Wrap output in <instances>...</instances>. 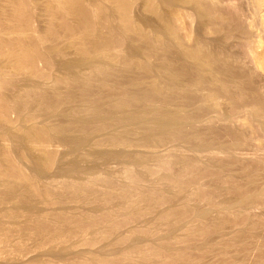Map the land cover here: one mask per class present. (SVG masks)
<instances>
[{
    "label": "rangeland",
    "instance_id": "rangeland-1",
    "mask_svg": "<svg viewBox=\"0 0 264 264\" xmlns=\"http://www.w3.org/2000/svg\"><path fill=\"white\" fill-rule=\"evenodd\" d=\"M95 1L96 0H94L93 4H95L96 7H98L99 4L103 3L102 8L101 7H99V8L102 9L105 14L100 12V10L98 8L99 13L98 12L97 13L99 15L101 14V16H103V17H101L99 15H97L95 17L98 21L95 19L94 24H97V25L100 24V25H99V27L97 25H96V27H95V25H93V29L95 27V31H93V33L96 32L97 34L100 33V35H101L102 34L101 32H103L102 35H104L105 34L104 32H106L107 28H109V27L106 28V25L108 26V24H109V26H111V28L113 30L117 31L118 33H116L115 31H112V29H111V32L108 31L109 29L107 30V33L111 34L112 32H114L115 34L112 33L110 35V34L106 33L105 38L113 37V39L109 38L110 41H112L116 38L114 40L113 44H109L110 47H107V49H110L109 51L106 50L104 52L103 51H100L99 53L96 52V53H94V55L90 53L91 55H93L92 57L90 54H88L85 57H83L79 54V57L81 59L83 57L84 60L86 61V62L84 61L85 64L87 62H89L90 59H93V64H91L92 67H90L91 65L87 66V67L85 65V67H83L84 68V69H82L83 74L81 73L83 76H81L80 70L75 69V70L71 71L74 76H75V74L78 76L80 74V77L83 80V82H82L83 84L81 83L79 87L75 86L74 90H73V86L70 87V85L65 84V87H62L64 85L61 84V86H60V90L62 91L61 96H62L63 101H65V102H62L61 108L65 114H66V112L69 114V115L68 114H66V115L68 118L69 117L70 118L68 119L66 117V120H65L64 119L65 114L62 113L63 115L60 116V119L57 117L58 119L56 118V120H54V121L52 120L51 123L57 122L59 120V122H57L59 124V127H58V125H56L55 127L60 129L62 127L69 126V124H70L69 122H71L70 125H71L72 130L70 132H68L69 134L66 133V134L62 135L63 141H62V145L59 148V151H60L59 153H62L64 155L60 154L59 155L60 157L59 156L58 157L61 158L63 156L64 159L61 158V159H63V160L60 159L61 161H59V159H57V162H58V163L56 162L57 165L55 164L56 166L55 167L53 166V169L51 168L52 170L48 171L49 174H47L44 177H41L40 179L38 178L40 180L39 184L41 183L40 184L41 186H43L44 183H50L51 182V184H53L54 186H56V187L58 186L57 190H59V188H60V190H62L63 187L61 185H62L63 181H66V184H67L69 182H72V180L74 179L75 174L72 171L70 172V168H69L70 164H75V163L79 164L80 163L81 168L76 170V172H75L76 176L87 179V178L91 177V175L95 174L96 181L101 182V183L104 182L103 184L95 182V184L99 185L97 188L99 194H97V191H96V196L98 198L96 196H94V197L92 196V197H90L91 199L89 198L83 202L82 201H75L74 199L71 200L72 194L68 193L69 195H71V196L68 195L69 196L68 198H70V197L71 198L69 200H67V203H65L66 204L65 206L67 207L66 209H68L67 211H69V213L72 211V213H70L71 215L75 214V213L78 214L77 216H78V218L79 217L81 218L80 221H82L83 224H86V222L88 223V219H94L93 216L96 219L99 218L98 223L102 227H99V225H97V226L93 227V231L90 228L91 231L89 229V231L88 230L85 231L84 234L77 233L78 235L76 236V234H75L73 239H71V238L67 239V240L71 239L70 241H68L70 243H67V244L69 246H72V245H74L73 243H75L77 241L78 242V243H76L77 245H74L72 247L74 249H72V250H78V252H79V250L82 249L80 252L83 253L85 250L89 251L90 249H87L89 247V246H87L88 244H85V245L82 244V243H85V242H81L82 238L85 239L87 237V241H88V239H91L93 236L94 237L96 236L97 237L96 245L91 246V248L93 247L92 249H95V250L101 249V247H104L103 245L107 246L109 243H111V241L114 240L113 236H115L116 233H114L115 231L112 233H107V231L110 232V230H108V228H106L107 224H108L109 229H112V226L110 227L109 226L110 224L107 223V221H105L103 218L104 212L107 209L108 210L111 209V208H109L110 206H108L109 203L106 204V202L107 201L109 202L112 199H114L113 202L111 201L112 205H113L112 210L115 209L114 211L117 213V215L119 213L121 214V215L119 214L117 216L116 213H114V215L117 216L116 218L114 217L115 221H117V222H119V221L122 222L123 221L122 218L127 217L128 215L126 213H127V211H130V210L127 209L128 207L126 205H125L126 210L124 207L122 208L123 201L125 204H127L126 203L127 201L125 202V200H123V198L119 194L120 193L119 189L114 190V189H110V188L114 187L115 185H113V184H115V183H116L117 187H119V185L120 186L121 185L124 186L125 184L128 185L129 183L134 186L133 183H135L136 180L134 179L135 181H133L134 177L131 174H135V173H136L135 175L141 174L142 177H140L141 176L140 175L139 179H138L139 181L138 180H137L138 182L136 181V183L139 184V185L135 184V185H138V187H136V188H138V190L135 191L131 200H133L135 202H137V201L139 202V200L146 198V197H144L145 196L144 194L149 192L148 191L149 189H154L156 191L158 189L159 190L161 189L160 192L164 193V195H166L165 193H167V195L165 196L166 198L168 197V195H170V197H168L164 202H162V203L160 202V204L156 201L151 202L153 208L151 207V204L148 205L149 207L148 206L146 207V204H148V202H149L147 199L148 198V195H147L148 193H147L146 194L147 200L143 199L145 202V205H144V202L142 204V202H141L142 200L139 203V205L140 204L143 205V208H142V206H140L141 209L143 211H147V213L146 212L143 213L144 214L143 217H145V218L141 217L142 220L140 219L141 220L140 221L139 218L137 219L136 217L133 219V216L131 215L132 216L131 217L132 221L130 220L131 223L127 222L129 225L126 223V225H124V227L123 226L121 227L122 229H120L121 230L120 232H122V233H126V231H127V233L129 234V231L131 233L132 231H134V228H135V230L136 229L138 230V228H137L138 226H139V228H142L140 226H143L144 228H145V226L146 227L147 226L148 227L154 226L153 228H155L158 226L159 222H157L158 224L156 223V225H157L156 226L154 224L155 223L154 221L157 219V217H159L160 214H162L163 212H166V211H170V209L172 211L173 208H176L177 210H179L181 208H178V207H180L181 204H182L181 207L183 206V204L185 206H187V208L190 207L191 211L193 208V211L191 213L189 212V214H187V215L183 214V215L187 216V217H185L186 219H184V216L181 215V218H183V219H181V221H182L181 224H180L181 221L176 223L178 221V216L181 213L180 212H178V213L174 212V214L176 213L178 215V216L174 215V218L177 216L176 221L173 218L174 222L177 225H179L177 230L179 228L183 229V232L181 229H179L181 231L179 232V230H178L177 234L180 235L179 233L182 232V233H184L183 236L186 235V237L188 235L187 230H189L187 227L189 225L187 223H189L190 220H191L190 223H192V224L196 222L195 223L196 226H197V223H198V226H200L199 224H201V221L204 224L206 221L207 222L210 221L212 223H214L213 221H215L216 219H217L216 221H219V219L224 217L225 214H227L225 216L229 215L227 213V211L224 209L225 205H227V204H233V208L231 210H229L228 212H232V213L234 212L235 214H237L238 212L239 213L242 212L243 215H246V213H247L246 216L248 217V215H249L250 220H251V218H252V220H253V218L254 219L256 218L255 219L256 221H258V219H261L264 216V209H263L264 208V202H263L264 201V199H263L264 195L262 196V194H264V180H263L264 179V165H263L264 164V140H263V138L260 137V135L264 137V133L262 132L263 129L261 127H259V122H260L259 120L261 119V116L263 118V114H264V110H263L264 109V71L261 70V68H259V67L257 68V66L255 65V63H256L255 60L253 61V59H255V58L254 57L252 58L251 55L256 53L255 51H258L257 53L262 52L263 48L258 46V44L256 47V42L258 40L256 41L255 39H251V36L254 35L255 38L257 39L256 36L262 32L260 29L263 30L264 27L262 26V28H261V24L259 22H258L259 24L256 23L257 19H259V17H258V15L256 16L253 13L255 9L253 10V5H251V0H244V1L243 0H236V1L235 0H217L220 5H217L218 2L215 0L216 7L213 4V0H200L202 3L199 0H191V1L189 0L190 2L187 0H185V1L179 0L180 2L177 0H153L154 2L152 0H150V1L149 0H131V5L133 6V8L131 7L132 9H130V11H129L131 14L128 13V15L126 16L124 14V12H118V14L123 13V14H120V16L117 14L118 17L116 15V11H117L116 5L117 4H116L115 0H113V2H115V3H113L112 0L111 1L108 0V2H107V0H97L96 1V2L101 1L102 3H95ZM193 1H196V3ZM242 1L244 4L242 3ZM148 2H149V5H148ZM192 2H193V4H192ZM203 2H205L204 4L207 3L208 5H211V3H212L213 7L212 6L211 7L213 9L215 8V11L211 10V12H210V10L208 8H211V7H208V8H206L207 11L210 12V14H208L209 12L207 13V11L205 10V7L207 5H204ZM220 2H223V3L225 2V3L224 4L222 3L223 4L222 5ZM227 2H228L227 5H229V7L226 5ZM232 2L233 3L235 2V3L233 4ZM198 3H201L200 6ZM114 4H116V5H114ZM242 5H245V6H242ZM249 5H251V6H249ZM236 6L239 9H237ZM199 7H200V9H199ZM245 7H246V9H245ZM250 7H252V8H250ZM41 8L42 7H40V9ZM110 8L113 9L112 13H110L112 10ZM221 8H222V11H221ZM240 8L242 9V11L240 10ZM40 9L34 8V13H36L39 10L38 11L39 14H37L38 12L36 13L38 18L40 17V15H43V13H40V11H42V9L41 10ZM233 9L236 10L237 12L236 13L233 12ZM251 9L253 10V12ZM114 10H115V12H114ZM216 10H218V11H216ZM238 10H239V14L241 12L240 15L242 17L239 14H237ZM227 11L229 14H227ZM176 12L178 13L177 14L178 16L175 15ZM204 12H206L208 15ZM250 12L252 14H250ZM113 13H114V15H116L115 17L112 16ZM182 13H184L186 16L183 15ZM224 13H226V14H224ZM109 14H111V15H109ZM188 14H190V15H188ZM236 14L238 16H240L242 19L243 18L244 19L242 20L239 17L237 18ZM36 15H34L35 17H34L33 23H34L36 29H41L44 27V22H46L45 19H44V22H42L43 21L42 19L45 18V16H43V17L41 16L42 19L41 18L36 19V17H37ZM122 15H125V19H124V17H122ZM130 15H131V17H130ZM212 15H214L215 17ZM224 15L225 16L228 15V16H226V18H225ZM201 16H203V17H201ZM221 16H222V18H221ZM245 16H247V17H245ZM250 16H251V18H250ZM106 17H109V18H106ZM171 17H173V18L175 17V18L173 19ZM183 17H184V19H183ZM213 17L217 20H214ZM230 17H231V19H230ZM102 18H103V20H102ZM121 18H123L125 21ZM128 18H129V20H128ZM141 18H142V20H141ZM245 18H246V20H245ZM109 19H112V20L109 21ZM190 19H191V21H190ZM228 19H230V20H228ZM232 19H234L236 22ZM247 19H248V21H247ZM249 19H251L252 21ZM171 20L173 22H171ZM188 20L191 23L188 22ZM225 20H227V21H225ZM100 21H101V23H100ZM179 21H180V23H179ZM249 21H250V23H249ZM109 22H111V23H109ZM177 22H178V24H177ZM251 22H252V25H254V28L252 25L249 27ZM106 23H108V24H106ZM168 23H171V25H173V27H170L171 25ZM39 24L43 25V27L40 28L39 26H41V25H39ZM166 24H168V26ZM247 24H249V25H247ZM257 25H258V27H257ZM259 25H260V28H259ZM101 26H103L105 28H103ZM244 26H245V28H244ZM97 27H98V29H96ZM129 27H131V28H129ZM169 27L171 30H169ZM215 27H217L218 30ZM99 28H101V29H99ZM173 28H177V30H178L177 31L178 36L176 37V39H175L176 29L174 30ZM182 28H184V29H182ZM248 28L249 29L250 28L251 29L256 28L255 29L256 32L255 31H253V32L255 34L257 33V35H255V34L251 35L253 32L251 29L248 30ZM258 28L260 30V33H258L259 32L257 30ZM103 29L104 30L106 29V30L104 31ZM232 29H234V30H232ZM98 30H100V31H98ZM249 31L251 32V34H249L250 33ZM173 32H175V34H173ZM237 32H239V33H237ZM247 34H249L248 37H247ZM263 34H264V32H262V36H261V34L258 36V39L263 37L264 36ZM186 35H188L190 38ZM244 35H246V36H244ZM245 37H246V39H245ZM244 39L245 40L249 39L250 42H248V40L245 41ZM262 39H264V37ZM66 40L67 39H63V41H60L57 43L61 48L67 47L68 50L70 49L68 52H70L71 56L68 53L69 58H67L65 60L80 59L78 57V52H76L77 50H75L73 48H72L73 50H71V47H68L69 45L67 44V43L70 44V42L69 41L67 42ZM251 40H253V43L251 42ZM254 41H256V42L254 43ZM167 42L169 43V45ZM241 43H243L244 47H241V46H243ZM250 43H252L253 46H255L257 49L259 47L260 52H259V49L257 50L256 48H255L256 50L255 49L252 50L253 46L251 45L252 46L251 47ZM50 44L51 43H49L47 45H50ZM248 46L251 47L252 49L249 48ZM194 47H196L197 49L196 48L194 49ZM187 48H189V49H187ZM192 48L194 50H197L194 57H192L193 54H191L192 55L191 56L189 53V52H191V50H193ZM186 50H187V52H186ZM249 50L250 51L252 50L251 51L252 54ZM198 51L200 52V54ZM201 51H203V52H201ZM197 52L199 55L197 54ZM244 52H245V54H244ZM246 52H248L249 54H246ZM125 53H127V54H125ZM114 54H116V55H114ZM118 54H120V55H118ZM187 54L190 56H187ZM254 55H256V54H254ZM66 56H65V58H66ZM206 58H208L209 60H207ZM59 59H62V58H57V59L55 58V62L57 61L56 63H58L59 65L54 63V65L56 64L57 66L54 67V70H53L54 72L56 71L57 73L56 72L54 73L53 71H52V73L54 75H56L57 77H59L60 74H61V76L64 74H66V76H67V74H72L71 72L69 73L64 68L60 67V63L62 64V62H60L61 60H59ZM87 59H88V61H87ZM95 60H96V62H95ZM63 61H64V59H63ZM91 61L89 63H92ZM101 62H104L105 65H103L104 63H101ZM228 62H229V64H228ZM89 63H88V65H89ZM99 64H101V65H99ZM95 66H97V67H95ZM106 66H108V67H106ZM98 67H99V69H98ZM100 67H102L103 69ZM92 68L95 70V72H97V70H98V72L95 73V72H93V70L91 71L90 69H92ZM204 68H206V69H204ZM57 69L58 70L60 69V70L58 71ZM134 69H136V70H134ZM225 69H227V70H225ZM229 69H232L233 71H231V70L229 71ZM60 71H62V72H60ZM225 71H227V72H225ZM243 71H244V73H243ZM58 73H60V74H58ZM92 73H94V77L96 78L95 80H92V79H94ZM232 73L234 76L232 75ZM88 74H91L92 76L91 75L89 76ZM87 75L89 77H87ZM222 76H224V77H222ZM86 77L89 79L88 82H87ZM223 79H225V80H223ZM230 79H231V81H230ZM245 79H246V81H245ZM227 81L229 82V84ZM92 82H93V84H92ZM52 83H53V81L51 82V84ZM84 83H86V84H84ZM89 83L91 84L92 87L90 86ZM251 83H252V85H251ZM247 84H249V85H247ZM81 85L83 88L81 87ZM83 85H85V87ZM86 85L88 86V88ZM89 88H91L92 91ZM227 88L230 90H228ZM69 89H70V91H69ZM76 89H77V91H76ZM65 90L66 91L68 90V91L66 92ZM223 90L225 93L223 92ZM81 91H85V92H81ZM100 91H102V92H100ZM255 91L258 93H256ZM87 92H89V93H87ZM67 93H68V95H67ZM76 93H78V94H76ZM238 95H239V97H238ZM246 95H247V97H246ZM225 96H226V98H225ZM227 96H229V97H227ZM258 96H260V97H258ZM198 97H199V99H197ZM231 97H233V98L231 99ZM212 100H213V102H212ZM231 100L233 102H231ZM70 101H72V102H70ZM194 101L196 102V104ZM257 101H262V102H257ZM235 102H236V104H235ZM252 103H253V106H255V107L257 106L256 103H258V104L260 103L259 105H261L263 107V109H262L261 106H259V108H261L262 113H263V114L261 113V115H260V113L257 114V116L259 115L258 117H260V119L258 117L256 118V116H255L256 113H254L255 109H253L255 107L252 106ZM261 103H263V104H261ZM232 106H233V108H232ZM242 107H244V108H242ZM231 110H232V113H231ZM241 110H244V111H242V113H240ZM257 110H258V107L255 110V112ZM73 111L75 113H77L75 115L72 113L74 116L71 114V112H73ZM234 111H236V112L234 113ZM258 111H260V110H258ZM70 115H72V116H70ZM228 115H230V116H228ZM247 115H249V116H247ZM61 118H63L65 121H69L72 118H73V120L76 118V120H75V122H72L73 120H70L67 123L68 125L66 126L65 125L66 122H65V124L61 123V122H63L62 121L63 119L61 120ZM15 119H17V118H14V121H15ZM23 120H25V119H22V122L20 119L16 120V122L18 121L17 122L18 124L15 125V123H14V125L16 126L17 129L19 128L20 130H22L21 129L23 126L22 124L26 123V121H27V120H25V122H24ZM254 122L256 124H254ZM27 124H29V122ZM174 125H176V127H174ZM12 126H13V124H12ZM15 126H13V127H15ZM227 126H229V127H227ZM16 128L14 129L15 131L17 130ZM20 130H17L16 133L19 132ZM240 130H241V133H239ZM51 131H54V127L51 128ZM72 131H74V132H72ZM21 133H22V131H21ZM252 134H253V136H252ZM3 139H6L7 141L2 140V138H1L0 144L2 145V147H4V146L6 147L7 145L9 146V144L12 143V139H10L11 141H9V139H7V138H3ZM258 139L260 142L258 141ZM4 141H5V143L3 145V143H1V142H4ZM87 141L91 145L89 144L90 146H86L87 147V149H86V147L83 145V142H84V144H86ZM256 141H258V142H256ZM13 142H14V148H16V149H14V155L17 157L18 156L21 157L26 162V163L24 162L25 165L23 167L25 169V171L27 170L29 172V174L30 173L35 174L36 169L34 168V166H33L34 163L32 164V161L34 162V159L38 160V155H36L35 150H34L36 147V144L28 141L26 138H17V139H14ZM6 143H7V145H5ZM262 144H263V146H260ZM75 148H77V149H75ZM74 149L77 151L75 152ZM65 154L67 157L65 156ZM85 154H87L88 156ZM156 154L158 157L156 156ZM150 156H152V157H150ZM65 158H68V159L66 160ZM159 158L161 160H159ZM64 160H66V161H64ZM188 160L199 161V165H202V166L206 165V167H208L209 172H212V169H213L212 173L214 175L213 176L211 174L212 177L211 176L209 177V172H206L207 174L205 172H203L202 178L200 177L198 179V182L200 185L198 184V182H196L197 180L194 181V183L196 182L195 184H193V183L189 184L192 187L191 186H190V188L188 187V189H187L188 191L187 190H185V191H187V193L189 192V194H191V192H192L193 193V194H191L192 196L187 194V193H184V191H182V190L178 191L177 187L176 188L173 187L174 186L173 183H172L173 186H171V183L170 182H169L170 184L166 183L165 179L160 180V178H162L163 174L164 173L167 174V172H170V173L172 172V174L177 173V175H178L179 172H181V169L183 170V168H184L183 162L185 163ZM142 161H143V163H142ZM181 161H182V163H181ZM159 162L165 163L167 165V167H168V165H169V167L168 168L163 167L165 170L161 169L162 166L160 167ZM245 162H247V163H245ZM257 162L259 163V165ZM158 165L160 168L158 167ZM146 166L148 168L150 167L149 170ZM152 168H153V170H155V168H156V171H157L156 175H155V172L152 173L150 171V169H152ZM204 169H205V167H204ZM206 170H207V168H206ZM55 171H57L58 173ZM67 171L72 173L73 175L71 174V176H70V173H68ZM128 171H130V172H128ZM28 172H27V174H28ZM214 172L218 175L214 174ZM112 173H113V175H112ZM125 173H127V174H125ZM204 173L207 176H204L205 175ZM253 173H255V174H253ZM129 174H130L129 178L132 177L131 181L128 180ZM157 174H159V175H157ZM138 175L136 176L137 178H138ZM221 175H223V176H221ZM98 176H100V177H98ZM158 176H161V177L159 178ZM251 176L253 178H254V176H257V177H255L256 179H250ZM103 177H105V178L108 177V178L105 181V178L103 180ZM226 177L227 178L232 177L230 182H228L229 180L227 181ZM259 177H261L262 179ZM42 178L46 179V180L44 181ZM97 178H99V180H97ZM225 178H226V180H225ZM257 178H259V180ZM55 179H56V182H55ZM100 179L103 181H101ZM112 179H113L114 183H113V181L111 182ZM47 180H48V182H46ZM67 180H69V181H67ZM107 181H108V184H105V183H107ZM109 181L111 184H109ZM256 181L257 182L259 181V182L257 183ZM221 182H223V183H221ZM54 183L57 185H55ZM174 184H175V186H177L176 183H174ZM197 184L199 187L198 186L196 187ZM257 184H258V186H257ZM40 185H39V187H41ZM63 185H65V184H63ZM97 185H95L94 188H96ZM110 185H111V187H109ZM253 185H254L255 189H253ZM200 186L203 188H200ZM242 186H244V187H242ZM130 187H132V186H130ZM142 187H144V188H142ZM245 187H247V188H245ZM195 188H197V189H195ZM239 188L242 191H243V189H245L243 192L241 191L242 194H241ZM249 188H251V189H249ZM258 188H259V190L261 189V192L263 191L261 194H260V191H258ZM63 189H65V188H63ZM236 189L239 193H237ZM198 190H201L204 193L205 192L206 193L208 192V193H207V195H206V193L204 195H200L199 193H201V191L199 192ZM210 190H212V191H210ZM253 190L256 192L254 193ZM109 191L110 192L112 191L111 193H112L113 198L111 200H109L108 197H107L108 200L105 199V197H103L104 195L108 194ZM115 191H117V192H115ZM163 191H165V192H163ZM195 191H196V193H195ZM245 191H246V193H245ZM243 193H245V195H243ZM251 193H253V194H251ZM258 193L261 195V197ZM101 194H103V195H101ZM240 194H241V196H240ZM254 194H255V197H254ZM257 194L259 196H257ZM99 195H100V197H99ZM194 195H198V196L195 197ZM247 195H249V197H247ZM106 196H108V195H106ZM185 196H189V198H187ZM205 196H207V198H209V199L207 200L205 198ZM244 196H245V198H244ZM250 196H252L253 198H256V199H253V201H256L258 199H260V200H258V202L256 201V202L248 205L246 201H248V203L253 202L251 200L249 202L248 198H252ZM199 197H201V198H199ZM118 198H122V199L119 200ZM136 198H139V199H137V201H136ZM213 198H215V199H213ZM243 198L246 201H243ZM212 199H213V202H212ZM115 200H116V202H115ZM117 200L120 202L119 203V205L121 204L120 206L118 205ZM6 201L10 202V201H12V199L10 197H6ZM104 201H105V203H104ZM146 201H148V202H146ZM235 201H238V202H235ZM35 202L37 204V200H35ZM241 202L244 203V205L246 204L247 206L246 205L245 206L247 208L244 207L243 204L241 205ZM154 203H156L157 205ZM215 203H216V205H215ZM236 203L238 204V206ZM256 203H258V204H256ZM21 204H24L23 198L19 194L14 193V207H16V206L22 207ZM235 204H236V206H235ZM221 205L222 206L224 205V207L222 208ZM44 206H45V204L43 205V203L41 204V202H40L37 207L42 209V208H44ZM45 207H46V211L48 209H49V211H51L50 209L52 207L56 210L57 209L60 210L58 205H50L49 208L47 206H45ZM119 207H120V209H124V210H122L123 212L120 209H118ZM238 207L241 210H239ZM53 208H52V210H54ZM145 208H146V210H145ZM147 208L153 209V211L149 209L150 210V212H149V210H147ZM206 209H208V210L211 209L209 211V217H207V219H205L206 221L201 220L200 223H199V220H198V222L195 221L196 220L195 218H197L198 214L201 213L202 211L206 210ZM222 209H224L226 213ZM118 210H119V213L117 212ZM154 210H155V212H154ZM173 210H175V209H173ZM22 211H23V209H21V212ZM26 211L27 210H24L22 212V214L26 213ZM218 211H220V212H218ZM221 211L224 212L225 214L222 213ZM236 211H237V213H236ZM248 211H249V213H248ZM36 213H33V214H36ZM123 213H124V215H123ZM149 213H151V214H149ZM152 213H154V214H152ZM26 214H24V216ZM28 214H29V212H28ZM33 214H29V215H33ZM76 214L74 216H76ZM145 214H147V215H145ZM170 214H171V218H172L173 213H170ZM170 214H169V217H170ZM29 215L28 216L26 215V219H28ZM221 215H222V217H221ZM24 216L22 215L21 217L23 218L24 221H27ZM90 216H92V217L90 218ZM169 217H167V218L170 220L166 219L170 222V223L166 222L168 225L166 223L162 224V222L160 221L161 223L158 227L163 228V230H161V228L157 227L158 229H160V231H163V232H160L159 230H157L161 234H163V233L166 234L170 230L169 229L165 233L166 229H164V228H166V226H163V225H167L168 228H170L169 225L172 224L171 221H173V220ZM193 217L195 220L193 219ZM146 218H147V220H146ZM154 218H156V219L153 221ZM212 219H215V220L212 221ZM19 220H18V222L23 223L22 219H21V221H19ZM187 220H188V222H187ZM184 221L186 222V225H185ZM221 221L216 222V223H218V225L216 224V227L213 226L215 223L212 224L211 226L208 225V227L209 228L213 227L212 229L210 228L211 231L214 230V228H217L215 230H219L220 228L223 229L224 225H219ZM249 221H248V223L250 224ZM152 222H154L153 223L154 225L152 224ZM210 222L208 224H210ZM262 222L264 224V217L262 218V220H259L258 224L259 223L261 224ZM149 223H151V224H149ZM103 224H105V225L103 226ZM182 224H183V226L180 227V225H182ZM226 224H225V230L224 229H223V231L220 230V231H218V233H217V231L214 230L215 232L212 231L213 233L210 234L211 237L209 235V238H208V235H207V237H205L203 239V240H206V242L208 239H210L208 241V242H210L213 240L212 238H214V239L216 238L215 240H217V242H218V244H217L218 246L216 245L218 248L217 247L215 248V249H217V250H215L216 252L214 250H211L210 252L208 251L206 253V255H208V256H205L206 258L204 257L206 262H207V260H209V261H214V259L218 260V258H219L218 256H220L223 253L222 249H221L222 253L218 254V252H217L218 250L220 251L219 247L221 245H219V244L223 245V243L226 242L225 240H227V238H228L229 242H228V240H227V242L229 243V245H230L231 241H233L230 245L231 247L228 246V248H230V250L226 249L227 253L229 251L228 256H232L233 259L235 260L236 264H238L239 261L241 262V264H252L253 261H255V259L258 258V256H256V255L259 254V248L264 244V225L259 224V226H258L259 228H257L258 230H255L256 228H253V230H252L251 226L248 225L247 223H246L247 224L246 226H250V228L244 226L245 229L243 226H241V225H244L245 223L241 224V225L235 224L236 226L233 223H232V225H230V223L227 224L228 226ZM184 225L186 226L185 228H187L186 234L184 232L185 228H183ZM205 225L207 226V224H205ZM229 225H230V227H229ZM198 226L196 228H198ZM226 226H227V228H226ZM103 227L105 229H103ZM192 227L195 229V226H192ZM94 228H96V230ZM150 228H152V227H150ZM189 228L192 231L191 227H189ZM247 228H249V229H247ZM14 230H15L14 231V238L16 239V241L14 239V243H13L14 246H12V247L10 246L8 248V250L6 251V253L4 252L5 254L4 253L0 254V259L2 258L0 260V262L1 261L2 262L8 261L10 259V260H14L13 264H28V262L30 260L29 264H33L35 262V259H37V260L41 259L42 260L43 259L42 256L44 255L45 252L48 255H46V253H45V255L47 257L44 255L43 256L44 259L47 258L45 260H50L51 255L49 254V252L55 250L58 247L59 243H56L53 245L52 243L51 244L49 242L45 243L44 241L40 242V243H42V245H41L39 243V241H41V240L39 238H37L36 236H32L33 234L29 235V236H23V234L20 233V231H18L16 229H14ZM241 230H246L247 232H250V234L248 233L250 236L248 234L247 235L249 237H251L252 239L249 238L248 236L247 237L249 240L245 236L242 237L239 233ZM95 231H97L98 233ZM102 231H103V233H102ZM260 231H261V233H260ZM221 232H223L222 234L224 237L222 236V234H220ZM232 232H235V233H232ZM182 233H181V236H182ZM189 233H190V231H189ZM237 233H239L242 240L244 239L245 241L244 240L242 241L239 236H236V237H239L240 239L235 238V240L236 239L237 240L234 241L233 236L238 235ZM20 234H21V236H19ZM85 234H87V236ZM105 234L107 236H105ZM108 234L109 235L111 234V235L109 236ZM252 234L253 235L256 234V235L253 236ZM79 235H80L81 239L78 238ZM90 235H93V236H91L89 238L88 236H90ZM75 236H76V238H75ZM108 236H109V238H108ZM27 237H29V238L27 239ZM98 237H99V239H98ZM222 237L224 239L225 238L226 239L224 240ZM229 237H230V239H229ZM231 237L233 239H231ZM34 238H37V240H35ZM183 238H184L183 241H185L186 240L185 236ZM221 238H222V240H221ZM78 239H79V241H78ZM218 239L221 242L222 241H224V242L219 243L220 241H218ZM257 239H258V241H257ZM99 240H100V243H99ZM203 240H201L202 244L205 242V241L203 242ZM238 240H241L242 243H245L244 247L246 246L245 248L248 249V250L246 249L247 251L241 247V246H243V244L241 242H239ZM252 240H253V243H252ZM71 241H72V243H71ZM73 241H75V242H73ZM188 241L189 240L185 241L188 243L187 245H185L186 248L188 247V245H189L188 249H194L193 247L196 248V244H194V243L197 241L192 242V244H193V246H191L192 248L190 247L191 244ZM190 241H192V240H190ZM256 241H257V243H255ZM36 242H38V243L36 244ZM79 242H81V243H79ZM185 242H183V243H185ZM125 243L129 246V242L127 243V241H126ZM125 243H123V244L126 245ZM183 243L178 242L175 244H176V246L181 245L182 247H185ZM240 243L242 244L241 246H239ZM260 243H261V246L259 245ZM79 244H81V245H79ZM253 244H256V245L254 246ZM257 244H258V246H257ZM16 245H18V246H16ZM82 246H84V247H82ZM95 246H98V247H95ZM99 246H100V248H99ZM121 246H122V244H121ZM123 247H126V246H123ZM249 247H250V249H249ZM14 248H17V249H14ZM235 248H236V250H235ZM92 249L89 252L92 251L91 253H95V251ZM231 249H232V251H231ZM241 249L243 251H241ZM23 250H25V252ZM19 251H21V252H19ZM86 251L83 253L84 256L87 254ZM213 251L215 252V254ZM235 251H238V252H235ZM74 252H76V251H74ZM89 252L87 255H89ZM91 253H90V255H91ZM242 253H243V255H242ZM53 254H55V253H53ZM216 254H217V256H216ZM245 254H247L248 256ZM10 255H12L11 257H13V259L11 257H9ZM37 255L38 256L41 255V256L38 257ZM87 255H86V257H88ZM244 255H245V258H243ZM48 256H50V257H48ZM5 257H7V259H3ZM53 257L51 258V260H54V259L58 260L55 257L53 259ZM22 258H24V259L22 260ZM44 259H43V261H45ZM219 259H221V257ZM245 259H246V261H248V263L245 261ZM51 260L45 261V262H49L51 264L57 263V261H55V260L51 261ZM58 262L61 263V261H59V260H58Z\"/></svg>",
    "mask_w": 264,
    "mask_h": 264
},
{
    "label": "bare ground",
    "instance_id": "bare-ground-1",
    "mask_svg": "<svg viewBox=\"0 0 264 264\" xmlns=\"http://www.w3.org/2000/svg\"><path fill=\"white\" fill-rule=\"evenodd\" d=\"M97 1V0H96ZM95 1V3H102L101 1L100 2H96ZM111 1V0H110ZM109 1V2H110ZM150 1V0H149ZM153 1V0H152ZM177 1H179V0H177ZM176 1V2H177ZM185 1V0H184ZM187 1H189V0H187ZM191 1V0H190ZM189 1V2H190ZM200 1V0H199ZM217 1V0H216ZM236 1V0H235ZM244 1V0H243ZM243 1H242V3H243ZM107 2H108V0H107ZM112 2H113V0H112ZM115 2H116V4H114V5H116V15L118 14V12H124V14L127 16L128 15V13L129 14H131L129 11H130V9H132L133 8V6L131 5V0H115ZM115 2H113V3H115ZM142 2V1H141ZM154 2V1H153ZM180 2V1H179ZM183 2V1H182ZM193 2H195L196 3V1H193ZM193 2H192V4H193ZM201 2V1H200ZM211 2V1H210ZM218 2V1H217ZM241 2V1H240ZM94 3V0H0V140H1V138H2V140H6V139H3V138H7V139H9V141H11L10 139H12V145L11 144H9V146L7 145V143L5 144V145H7L6 147L4 146V147H2V145L0 144V254L1 253H6V251L8 250V248L11 246H14L13 245V243H14V229H16V230H18V231H20V233H22L23 234V236H29V235H32V236H36L37 238H39L41 241H39V243L40 242H42V241H44L45 243L47 242H49L50 244L52 243L53 245L54 244H56V243H59L58 244V247L55 249V250H53V251H50L49 252V254L51 255V257L50 256H48V257H50V260H51V258L54 256L55 258H57L59 261H61V263L60 262H58V260H55L54 259V257H53V259L55 260V261H57V263H52V264H236L235 263V260L233 259V257L232 256H228L229 254V251H228V253L226 252V249H229L230 250V248H228V246H230L231 245V243L233 242V241H231V243H230V245H229V240H228V238H227V240H228V242H227V240H225L223 237V232H221L220 234H222V238L226 241V242H224V241H220L219 239H218V241H220L219 243H223V245L222 244H219V245H221L220 247H219V249H220V251L218 250L217 252H218V254H220V253H222L220 256H218L219 258L221 257V259H219L218 258V260L217 259H214V261H209V260H207V262H206V260H205V256H208V255H206V253L209 251H211V250H217V249H215L218 245V242H217V240H215L214 238H212L211 240L212 241H210V242H208L210 239H208L209 238V235L211 234V233H213L212 231H214L215 229H217V228H214V230H212L211 231V229L213 228V227H208V225L209 226H211L212 224H214L213 226H215L216 227V224L218 225V223H216V222H219V221H221L220 222V224L219 225H224V227H223V229L225 230V224L227 223V224H229L230 223V225H232V223L235 225V224H237V225H241V224H244V225H241V226H245V227H249L250 228V226H251V228H252V230H253V228H256L255 230H258L257 228H259L258 226H259V224H258V222H259V220H262V218L264 217H262L261 219H258V221H256L254 218H253V220H252V218H251V220H250V216L248 215V217L246 216L247 215V213H246V215H243L242 214V212L241 213H237V211H236V213L237 214H235L234 212V214L232 213V212H228L229 210H231L232 208H233V204H227V205H225V210L227 211V213L230 215H228V216H225V215H227V214H225L226 212H225V210L224 209H222L224 212H222V213H224L225 215H224V217H222V215H221V219H219V221H216L215 219H212V221L213 220H215V221H213L214 223H212V222H210V224H208L209 222H207L205 219H207V217H209V211L211 210H208V209H206V210H204V211H202L201 213H199L198 214V216H197V218H195L194 219V217H193V219L195 220V221H197L198 222V220H199V223H200V221L201 220H205L206 222H205V224H207V226L201 221V224H199L200 226H198V223H197V226H198V228H196L197 226L195 225V223H190L191 222V220H190V222L189 223H187L189 226H187L188 227V229L189 230H187V228H185L186 226V222H185V225H184V227L183 228H185V230H184V232H185V234L187 233V231H188V235H187V237H186V235H184L185 236V238H186V240L185 241H187V240H189L188 242L191 244L190 245V247L191 246H193V244H192V242L194 241H197V242H195L194 244H196V248L195 247H193L194 249H188L189 248V245H188V247L186 248V246L185 245H187L188 243L187 242H185V241H183L184 240V236H183V234L184 233H182L183 232V229L182 228H179V229H181L182 230V236H181V233H179L180 235H178L177 234V232H178V230H177V228H178V226L179 225H177L176 223H178V222H180L181 221V219H183V218H181V215L182 216H184V219H186L185 217H187V216H185V215H187V214H189V212L191 213L192 211H193V208H192V211H191V209H190V207L189 208H187V206H185L184 204H183V206L181 207V205H180V207H178V208H181V209H179V210H177L176 208H173V209H175V210H173L172 209V211H171V209H170V211H166V212H163L162 214H160L159 215V217H157V219L156 218H154L153 219V221L155 222H152V224L154 223L155 225H156V223L157 222H159V224H158V226L160 225V223L162 222V224L163 223H168L169 221L168 220H170V219H168L167 217H169V214L170 213H173L172 214V218H171V214H170V217L169 218H171L172 220H173V218H174V215H177L176 213H178V212H180L181 214H179V216H178V221L175 223L174 222V220L176 221L177 219H176V217L174 218V220L173 221H171L172 222V224H170L169 225V227L170 228H168V224L167 225H163V226H166V228H164V229H166V231H165V233L169 230V232L168 233H166V234H161L160 232H163V231H160V229H158V228H161V227H158L157 225V227H155V228H153L154 226H145V228L143 227V226H140V227H142V228H139V226L137 227L138 228V230L136 229L135 230V228H134V231H132L131 233H130V231H129V234L127 233V231H126V233H122V232H120L121 230L120 229H122L121 227L123 226L124 227V225H126V223L127 222H129V223H131L130 222V220L132 221V216H133V219L136 217L137 219L139 218V220L141 219L142 220V218L141 217H143V213L144 212H146L147 213V211H143L142 209H141V207L140 206H142V208H143V205H139V203H140V201L142 202V204H143V202H144V200H147L148 199V201H146V202H148V204H146V207L149 205V204H151V202H158L159 204H160V202L162 203V202H164L168 197H170V195H168V197L166 198L165 196L167 195V193H165L166 195H164V193H162V192H160V190L158 191H156V190H154V189H149L148 191L149 192H147V193H145L144 195V197H146L147 198V196H146V194L148 195V198L146 199V198H143V199H141V200H139V202L137 201V199H139V198H136V201L137 202H135V201H133V200H131V198H132V196H133V194L135 193V191L136 190H138V188H136V187H138V183H136V181L139 179V176L141 175H138V178L136 177L137 175H135V174H131L134 178H133V181H135V183H133L134 184V186L133 185H131L130 183L128 184V185H124V186H120L119 185V187H117V185H116V183L115 184H113V185H115L114 187H111V185L109 186V187H111L110 189H119V191H120V195H121V197L123 198V200H125V202L127 203V204H125L124 203V201H123V205H122V208L124 207L125 208V205L128 207L127 209H129L130 211H127V217H123L122 218V222H120L119 220V222H117V221H115V219H114V217L116 218L120 213H119V210L117 211L119 214L117 215V213L114 211V210H112V208H113V205H112V202H113V200L114 199H112L113 197H112V191L110 192L109 191V193L108 194H106V195H108V196H106V195H104L103 197H105V199H107V197L109 198V200H111V201H107L106 202V204L107 203H109V205L108 206H110L109 208H111V209H107L105 212H104V214H103V218H104V220L105 221H107V223H109L110 225V227L112 226V229H109V227H108V224H107V227L106 228H108V230H110V232H108L107 231V233H112V232H114V233H116V235L115 236H113V238H114V240L113 241H111V243H109L107 246H105V245H103L104 247H101V249H92L91 248V246H94V245H96V241H97V237L95 236H93V235H90V236H88L89 238L91 237V236H93L91 239H88V241H87V234H85L84 236L86 237L85 239H81V237H80V235H79V237L78 238H80L81 239V242H85V243H82V244H88L87 246H89L87 249H92V250H94L95 251V253H91V252H89V251H86V253L88 254V252H89V255H90V253H91V257L89 256V255H87L86 253V255L88 256V257H86V255L84 256L83 255V253L85 252L84 250V252L82 253V252H80L81 250H79V252H78V250H72V249H74V248H72L74 245H77L76 243H78L77 241L75 242V241H73V242H75V243H73L74 245H72V246H69L67 243H70V242H68V241H70L71 239H73V237H74V235L76 234V236L78 235L77 233H82V234H84V232L85 231H89V229L91 228L92 229V231H93V227H95V226H97V225H99V223H98V219H96L94 216H93V218L94 219H88V223L86 222V224H83L82 223V221H80V217L78 218V214H76V216H74L75 214H70V213H72V211L69 213V211H67L68 209H66L67 207L65 206L66 204L65 203H67V200H69L70 198H68L69 196H71V195H69L70 193L72 194V199L71 200H75V201H86L87 199H89L90 197H94V196H96V191H97V194H99L98 193V190H97V188H98V186L99 185H97V184H95V182H97V183H100V184H103L104 182H98V181H96V177H95V174H93V175H91V177H89V178H87V179H84V178H81V177H78V176H76V170L77 169H80L81 168V164L79 163H75V164H70V166H69V168H70V172L72 171L75 175H74V179L72 180V182H69V183H67L66 184V181H63L62 182V187L63 188H65V189H63L62 188V190H60V188H59V190H57V188H58V186L56 187V186H54L53 184H51V182L50 183H44V187L43 186H41L40 184H39V179L41 178V177H44V176H46L47 174H49V172L48 171H50V170H52L53 169V166L55 167L57 164H56V162H57V159H59V161H61V160H63L64 158H63V156L62 155H64V154H62V153H59L60 151H59V148H60V146L62 145V141H63V137H62V135H64V134H66V133H68V132H70L71 130H72V128H71V122H69L70 120H73V118L72 119H70L69 121H65L66 120V117H67V115L66 114H68L67 112H66V114L63 112V110H62V108H61V106H62V102H65V101H63V99H62V96H61V90H60V86H61V84H63L64 86H62V87H65V84L66 85H70V87H72L73 86V90H74V87L76 86V87H79L80 86V84L83 82V80L81 79V77H80V74L82 73V69H84L83 67H85V65H86V67L87 66H90L91 64H93V59H90L89 60V62L91 61L92 63H89V62H87L86 64H85V60H84V58L83 57H85V56H87L88 54H93L94 55V53H96V52H100V51H106V50H110V49H107V47H110V45L109 44H113V42H114V40L116 39L115 37V39L114 40H112V41H110L109 40V38H112L113 39V37H108V38H105L106 37V33H107V30L109 31V32H111V26H109V24L108 23H106V24H108V26L106 25V28L107 27H109V28H107V30H106V32H104L105 34L104 35H102L103 34V32H101L102 34L100 35V33L99 34H97L96 32H94L93 33V31H95V27H96V25L97 24H94L95 22H94V20L96 19L95 17L97 16V15H99L98 13V11L100 10V12H102V13H104L103 12V10L102 9H100L99 7H101L102 8V4H99V6L98 7H96V5L95 4H93ZM105 3V2H104ZM187 3V2H186ZM202 3V2H201ZM201 3H198L199 4V6H200V4ZM205 2H203V4H204ZM221 4L223 3V2H220ZM225 3V2H224ZM223 3V4H224ZM233 3V2H232ZM235 3V2H234ZM233 3V4H234ZM133 4V3H132ZM154 4V3H153ZM191 4V5H192ZM213 4L215 5L216 4V2H215V0H213ZM213 4L211 3V5H208L207 3L206 4H204V5H207L206 7H205V10L207 11V9L206 8H208V7H213ZM222 4V5H223ZM228 4V2L226 3V5ZM244 4V3H243ZM101 5V6H100ZM148 5H149V2H148ZM155 5V4H154ZM188 5V4H187ZM203 5V6H204ZM217 5H220L219 4V2H218V4ZM231 5V4H230ZM238 5V4H237ZM251 5H253V10H254V12H253V10H252V12L257 16L258 15V17H259V19H257V24H261V28H262V26L264 27V0H251ZM251 5H249V6H251ZM113 6V5H112ZM182 6V5H181ZM189 6V5H188ZM228 7H229V5H227ZM234 6V5H233ZM242 6H245V5H242ZM248 6V5H247ZM40 7H42L41 9H42V11H40V13H43V15H40V17L39 18H41L42 19V17L43 16H45V18H43L42 20V22H44V19L46 20V22H44V27H43V25H41V24H39V25H41V26H39L40 28L41 27H43V28H41V29H36V27H35V25H34V15H36V13L39 11H37L36 13H34V8H39L40 9ZM132 7V8H131ZM164 7V6H163ZM172 7V6H171ZM192 7V6H191ZM196 7V6H195ZM208 8L209 10H210V12H211V10L213 11H215V8L213 9V8ZM215 7H216V5H215ZM219 7V6H218ZM226 7V6H225ZM227 7V8H228ZM232 7V6H231ZM235 7V6H234ZM237 7V6H236ZM241 7V6H240ZM98 8H99V10H98ZM105 8V7H104ZM179 8V7H178ZM184 8V7H183ZM198 8V7H197ZM223 8V7H222ZM222 8H221V11H222ZM242 8V7H241ZM240 8V10L242 11V9ZM250 8H252V7H250ZM40 9V10H41ZM110 9H112V8H110ZM176 9V8H175ZM199 9H200V7H199ZM237 9H239L238 7H237ZM244 9V8H243ZM245 9H246V7H245ZM149 10V9H148ZM168 10V9H167ZM174 10V9H173ZM172 10V11H173ZM204 10V9H203ZM36 11V10H35ZM105 11V10H104ZM176 11V10H175ZM191 11V10H190ZM216 11H218V10H216ZM220 11V10H219ZM224 11V10H223ZM230 11V10H229ZM98 12V13H97ZM113 12V9L111 10V12L110 13H112ZM114 12H115V10H114ZM153 12V11H152ZM161 12V11H160ZM178 12V11H177ZM176 12V14L175 15H177L178 13ZM181 12V11H180ZM179 12V13H180ZM184 12V11H183ZM209 11H207V13H208ZM210 12L208 13V14H210ZM233 12H237L236 10H234L233 9ZM188 13V12H187ZM199 13V12H198ZM201 13V12H200ZM204 13H206V12H204ZM206 13V14H207ZM214 13V12H213ZM218 13V12H217ZM216 13V14H217ZM220 13V12H219ZM231 13V12H230ZM247 13V12H246ZM37 14H39V12L37 13ZM105 14V13H104ZM120 14H123V13H120ZM120 14H118L119 16H120ZM148 14V13H147ZM171 14V13H170ZM169 14V15H170ZM181 14V13H180ZM183 15H185L184 13H182ZM207 14V15H208ZM224 14H226V13H224ZM227 14H229L228 13V11H227ZM237 14H239V10H238V13ZM236 14V15H237ZM240 14H241V12H240ZM239 14V15H240ZM243 14V13H242ZM245 14V13H244ZM250 14H252L251 12H250ZM109 15H111V14H109ZM108 15V16H109ZM116 15H114V13L112 14V16H116ZM118 15H117V17H118ZM125 15H122V17H124V19H125ZM138 15V14H137ZM182 15V16H183ZM188 15H190V14H188ZM193 15V14H192ZM202 15V14H201ZM205 15V14H204ZM223 15V14H222ZM235 15V14H234ZM37 16V15H36ZM42 16V17H41ZM99 16H101V14L99 15ZM140 16V15H139ZM178 16V15H177ZM176 16V17H177ZM186 16V15H185ZM184 16V17H185ZM212 16H214V15H212ZM217 16V15H216ZM219 16V15H218ZM225 16V15H224ZM226 16H228V15H226ZM226 16H225V18H226ZM233 16V15H232ZM241 16V15H240ZM240 16H238L237 15V18L239 17V18H241ZM249 16V15H248ZM101 17H103V16H101ZM100 17V18H101ZM130 17H131V15H130ZM153 17V16H152ZM168 17V16H167ZM181 17V16H180ZM179 17V18H180ZM184 17H183V19H184ZM188 17V16H187ZM191 17V16H190ZM189 17V18H190ZM201 17H203V16H201ZM206 17V16H205ZM215 17V16H214ZM213 17V18H214ZM245 17H247V16H245ZM255 17V16H254ZM257 17V18H258ZM38 18V16L36 17V19ZM38 18V19H39ZM99 18V17H98ZM106 18H109V17H106ZM112 18V17H111ZM171 18H173V17H171ZM175 18V17H174ZM173 18V19H174ZM221 18H222V16H221ZM224 18V17H223ZM250 18H251V16H250ZM256 18V17H255ZM40 19V20H41ZM121 19H123V18H121ZM120 19V20H121ZM123 19V20H124ZM127 19V18H126ZM164 19V18H163ZM162 19V20H163ZM168 19V18H167ZM170 19V18H169ZM182 19V20H183ZM188 19V18H187ZM204 19V18H203ZM208 19V18H207ZM212 19V18H211ZM230 19H231V17H230ZM230 19H228V20H230ZM242 19V18H241ZM244 19V18H243ZM242 19V20H243ZM253 19V18H252ZM39 20V21H40ZM97 20V19H96ZM101 20V19H100ZM102 20H103V18H102ZM101 20V21H102ZM105 20V19H104ZM112 19H109V21H111ZM128 20H129V18H128ZM141 20H142V18H141ZM181 20V21H182ZM214 20H217V19H215L214 18ZM232 20H234V19H232ZM240 20V19H239ZM245 20H246V18H245ZM249 20H251V19H249ZM254 20V19H253ZM98 21V20H97ZM101 21H100V23H101ZM106 21V20H105ZM125 21V20H124ZM127 21V20H126ZM153 21V20H152ZM176 21V20H175ZM190 21H191V19H190ZM189 20H188V22H190ZM202 21V20H201ZM212 21V20H211ZM223 21V20H222ZM225 21H227V20H225ZM235 21V20H234ZM247 21H248V19H247ZM252 21V20H251ZM36 22V21H35ZM41 22V23H42ZM113 22V21H112ZM151 22V21H150ZM171 22H173L172 20H171ZM184 22V21H183ZM187 22V21H186ZM187 22V23H188ZM230 22V21H229ZM236 22V21H235ZM243 22V21H242ZM255 22V21H254ZM253 22V23H254ZM259 22V23H258ZM40 23V22H39ZM46 23V24H45ZM103 23V22H102ZM109 23H111V22H109ZM179 23H180V21H179ZM191 23V22H190ZM248 23V22H247ZM249 23H250V21H249ZM104 24V23H103ZM125 24V23H124ZM145 24V23H144ZM165 24V23H164ZM168 24H170L171 25V23H168ZM168 24H166L167 26H168ZM175 24V23H174ZM177 24H178V22H177ZM185 24V23H184ZM225 24V23H224ZM239 24V23H238ZM93 25H95V27H94V29H93ZM99 25L100 24H98L97 26L99 27ZM102 25V24H101ZM111 25V24H110ZM133 25V24H132ZM169 25V26H170ZM190 25V24H189ZM226 25V24H225ZM243 25V24H242ZM247 25H249V24H247ZM252 25V22H251V24L249 25V27ZM104 26V25H103ZM103 26H101V27H103ZM120 26V25H119ZM241 26V25H240ZM253 26V28H254V25H252ZM38 27V28H39ZM98 27L96 28V29H98ZM170 27H173V25H171ZM170 27H169V30H171L170 29ZM183 27V26H182ZM221 27V26H220ZM224 27V26H223ZM231 27V26H230ZM257 27H258V25H257ZM256 27V28H257ZM103 28H105V27H103ZM120 28V27H119ZM124 28V27H123ZM129 28H131V27H129ZM216 29H217V27H215ZM243 28V27H242ZM244 28H245V26H244ZM255 28V29H256ZM259 28H260V25H259ZM259 28L257 29L259 32L258 33H260V30L262 31V32H264L263 30H264V28H263V30L262 29H260L259 30ZM99 29H101V28H99ZM116 29V28H115ZM125 29V28H124ZM174 30L176 29V35H175V39H176V37L178 36V34H177V28H173ZM182 29H184V28H182ZM181 29V30H182ZM186 29V28H185ZM201 29V28H200ZM209 29V28H208ZM251 29V28H250ZM249 28H248V30H250ZM255 29H251L252 30V32L253 31H255L256 32V30ZM104 30V29H103ZM104 30V31H105ZM218 30V29H217ZM232 30H234V29H232ZM98 31H100V30H98ZM97 31V32H98ZM102 31V30H101ZM112 31H115V30H113L112 29ZM184 31V30H183ZM210 31V30H209ZM229 31V30H228ZM116 33H118L117 31H115ZM142 32V31H141ZM146 32V31H145ZM172 32V31H171ZM199 32V31H198ZM219 32V31H218ZM225 32V31H224ZM231 32V31H230ZM250 32V31H249ZM262 32L260 33L261 34V36H262ZM112 33H114V32H112ZM111 33V34H112ZM153 33V32H152ZM187 33V32H186ZM213 33V32H212ZM237 33H239V32H237ZM107 34H110V33H107ZM110 34V35H111ZM115 34V33H114ZM173 34H175V32H173ZM219 34V33H218ZM232 34V33H231ZM249 34H251V32L249 33ZM249 34H247V37H248V35ZM253 34H255L254 32L251 34V35H253ZM259 34V35H260ZM123 35V34H122ZM155 35V34H154ZM190 35V34H189ZM202 35V34H201ZM216 35V34H215ZM242 35V34H241ZM250 35V36H251ZM255 35H257V33L255 34ZM259 35H257L256 37H257V39L255 38V36L253 35V36H251V39H255L256 41H254V43L256 42V47H257V44H258V46H260L261 48H263V51L262 52H260V48L258 47V49H259V52L260 53H257L258 51H255L256 53H254V54H256V55H254V54H252V50H254L256 47L255 46H253V40H251V42L252 43H250V46L252 45L253 46V49L251 48V47H249V48H251L252 50L250 51L251 52V54L253 55H251V57L253 58H255V59H253V61L255 60V65L257 66V68L259 67V68H261V70H263L264 71V39H262L263 37H261L260 39H258V36ZM264 35V34H263ZM108 36V35H107ZM117 36V35H116ZM120 36V35H119ZM149 36V35H148ZM147 36V37H148ZM173 36V35H172ZM186 36H188V35H186ZM231 36V35H230ZM244 36H246V35H244ZM161 37V36H160ZM180 37V36H179ZM183 37V36H182ZM181 37V38H182ZM189 37V36H188ZM193 37V36H192ZM202 37V36H201ZM254 37V38H253ZM118 38V37H117ZM140 38V37H139ZM190 38V37H189ZM231 38V37H230ZM236 38V37H235ZM238 38V37H237ZM243 38V37H242ZM250 38V37H249ZM63 39H67L66 41L68 42H70V44L69 43H67L68 45V47H71V50H73V49H75V50H77L76 52H78V57H79V54L81 55V56H83L82 57V59L80 58V59H74V60H65V59H67V58H69V54H70V52H68L69 50H68V48L66 47V48H61L57 43L58 42H60V41H63ZM107 39V40H106ZM120 39V38H119ZM162 39V38H161ZM245 39H246V37H245ZM244 39V40H245ZM123 40V39H122ZM183 40V39H182ZM235 40V39H234ZM248 40V42H250L249 41V39H247ZM247 40H245V41H247ZM187 41V40H186ZM112 42V43H111ZM121 42V41H120ZM144 42V41H143ZM159 42V41H158ZM173 42V41H172ZM181 42V41H180ZM206 42V41H205ZM208 42V41H207ZM244 42V41H243ZM247 42V43H248ZM49 43H51L50 45H47V44H49ZM116 43V42H115ZM114 43V44H115ZM119 43V42H118ZM122 43V42H121ZM168 43V42H167ZM190 43V42H189ZM64 44V43H63ZM133 44V43H132ZM242 45H243V43H241ZM240 44V45H241ZM249 44V43H248ZM247 44V45H248ZM119 45V44H118ZM168 45H169V43H168ZM216 45V44H215ZM246 45V44H245ZM115 46V45H114ZM148 46V45H147ZM185 46V45H184ZM146 47V46H145ZM241 47H244V45L243 46H241ZM73 48V49H72ZM132 48V47H131ZM140 48V47H139ZM164 48V47H163ZM196 47H194V49H195ZM246 48V47H245ZM187 49H189V48H187ZM193 49V48H192ZM191 50V52H189L190 53V55L191 54H193V56L192 57H194V55L196 54V51L197 50ZM197 49V48H196ZM203 49V48H202ZM257 49V48H256ZM255 49V50H256ZM257 49V50H258ZM114 50V49H113ZM124 50V49H123ZM151 50V49H150ZM156 50V49H155ZM201 50V49H200ZM199 50V51H200ZM245 50V49H244ZM248 50V49H247ZM167 51V50H166ZM198 51V52H199ZM248 51V52H249ZM145 52V51H144ZM186 52H187V50H186ZM198 52H197V54H198ZM201 52H203V51H201ZM206 52V51H205ZM242 52V51H241ZM248 52H246V54H249ZM69 53V54H68ZM75 53V52H74ZM117 53V52H116ZM231 53V52H230ZM90 54V55H91ZM110 54V53H109ZM125 54H127V53H125ZM199 54H200V52H199ZM198 54V55H199ZM243 54V53H242ZM244 54H245V52H244ZM68 57H67V56ZM93 55H91V57L93 56ZM114 55H116V54H114ZM118 55H120V54H118ZM190 55H188L187 54V56H190ZM65 56H66V58H65ZM70 56H71V54H70ZM73 56V55H72ZM96 56V55H95ZM101 56V55H100ZM126 56V55H125ZM143 56V55H142ZM229 56V55H228ZM76 57V56H75ZM77 57V58H78ZM99 57V56H98ZM150 57V56H149ZM186 57V56H185ZM197 57V56H196ZM209 57V56H208ZM235 57V56H234ZM55 58L57 59V58H62V59H59V60H61L60 62H62V64L60 63V67L61 68H64L66 71H68L69 73L71 72V71H73V70H80L81 72H80V74H79V76L78 75H76L75 74V76L73 75V73L72 74H67V76H66V74H64V75H62L61 76V74L60 73H58V74H60V76L59 77H57L56 75H54L53 73H52V71L54 70V67H56L57 65H59L58 63H56L55 62ZM90 58V57H89ZM107 58V57H106ZM116 58V57H115ZM124 58V57H123ZM237 58V57H236ZM63 59H64V61H63ZM113 59V58H112ZM122 59V58H121ZM128 59V58H127ZM198 59V58H197ZM207 60H209L208 58H206ZM226 59V58H225ZM235 59V58H234ZM251 59V58H250ZM192 60V59H191ZM205 60V59H204ZM85 61V62H84ZM87 61H88V59H87ZM121 61V60H120ZM139 61V60H138ZM198 61V60H197ZM225 61V60H224ZM236 61V60H235ZM95 62H96V60H95ZM98 62V61H97ZM122 62V61H121ZM151 62V61H150ZM208 62V61H207ZM215 62V61H214ZM54 63H56L55 65H54ZM88 63H89V65H88ZM101 63H104V62H101ZM128 63V62H127ZM145 63V62H144ZM137 64V63H136ZM199 64V63H198ZM228 64H229V62H228ZM96 65V64H95ZM98 65V64H97ZM99 65H101V64H99ZM103 65H105V63L103 64ZM211 65V64H210ZM94 66V65H93ZM147 66V65H146ZM145 66V67H146ZM150 66V65H149ZM224 66V65H223ZM228 66V65H227ZM59 67V68H60ZM90 67H92V65L90 66ZM95 67H97V66H95ZM106 67H108V66H106ZM111 67V66H110ZM143 67V66H142ZM60 68V69H61ZM94 68V67H93ZM90 69L91 71L93 70V72H95V68L94 69ZM100 68H102V67H100ZM117 68V67H116ZM128 68V67H127ZM137 68V67H136ZM228 68V67H227ZM233 68V67H232ZM56 69V68H55ZM59 69V70H60ZM98 69H99V67H98ZM103 69V68H102ZM101 69V70H102ZM105 69V68H104ZM144 69V68H143ZM204 69H206V68H204ZM211 69V68H210ZM219 69V68H218ZM58 70V69H57ZM58 70V71H59ZM64 70V71H65ZM134 70H136V69H134ZM225 70H227V69H225ZM233 71L232 69H229V71ZM63 71V70H62ZM62 71H60V72H62ZM235 71V70H234ZM54 72V71H53ZM56 72V71H55ZM54 72V73H55ZM88 72V71H87ZM97 72H98V70H97ZM97 72H95V73H97ZM101 72V71H100ZM131 72V71H130ZM140 72V71H139ZM191 72V71H190ZM205 72V71H204ZM211 72V71H210ZM225 72H227V71H225ZM57 73V72H56ZM79 73V72H78ZM77 73V74H78ZM89 73V72H88ZM230 73V72H229ZM243 73H244V71H243ZM247 73V72H246ZM57 74V75H58ZM83 74V73H82ZM81 74V76H83ZM93 74V78L94 79H92V80H95L96 78L94 77V73H92ZM114 74V73H113ZM221 74V73H220ZM263 74V73H262ZM89 76L91 75V74H88ZM87 75V77H89ZM96 75V74H95ZM153 75V74H152ZM226 75V74H225ZM232 75H233V73H232ZM244 75V74H243ZM92 76V75H91ZM129 76V75H128ZM202 76V75H201ZM234 76V75H233ZM237 76V75H236ZM253 76V75H252ZM251 76V77H252ZM85 77V76H84ZM86 77V78H87ZM143 77V76H142ZM222 77H224V76H222ZM226 77V76H225ZM238 77V76H237ZM241 77V76H240ZM239 77V78H240ZM243 77V76H242ZM249 77V76H248ZM250 77V78H251ZM83 78V77H82ZM238 78V79H239ZM255 78V77H254ZM114 79V78H113ZM212 79V78H211ZM86 80V79H85ZM88 78H87V82H88ZM103 80V79H102ZM101 80V81H102ZM216 80V79H215ZM223 80H225V79H223ZM244 80V79H243ZM251 80V79H250ZM53 81V83L51 84V82ZM205 81V80H204ZM211 81V80H210ZM218 81V80H217ZM230 81H231V79H230ZM245 81H246V79H245ZM253 81V80H252ZM86 82V81H85ZM117 82V81H116ZM221 82V81H220ZM228 82V81H227ZM226 82V83H227ZM110 83V82H109ZM237 83V82H236ZM83 84V83H82ZM84 84H86V83H84ZM90 84V83H89ZM92 84H93V82H92ZM96 84V83H95ZM94 84V85H95ZM100 84V83H99ZM176 84V83H175ZM180 84V83H179ZM228 84H229V82H228ZM244 84V83H243ZM88 85V84H87ZM86 85V86H87ZM101 85V84H100ZM99 85V86H100ZM125 85V84H124ZM134 85V84H133ZM223 85V84H222ZM236 85V84H235ZM242 85V84H241ZM247 85H249V84H247ZM251 85H252V83H251ZM84 87H85V85H83ZM89 86V85H88ZM88 86H87V88H88ZM90 86H91V84H90ZM98 86V87H99ZM224 86V85H223ZM81 87H82V85H81ZM92 87V86H91ZM205 87V86H204ZM219 87V86H218ZM226 87V86H225ZM236 87V86H235ZM240 87V86H239ZM238 87V88H239ZM254 87V86H253ZM69 88V87H68ZM83 88V87H82ZM86 88V89H87ZM158 88V87H157ZM160 88V87H159ZM199 88V87H198ZM207 88V87H206ZM255 88V87H254ZM260 88V87H259ZM90 90H91V88H89ZM97 89V88H96ZM228 89V88H227ZM235 89V88H234ZM240 89V88H239ZM80 90V89H79ZM207 90V89H206ZM228 90H230V89H228ZM66 91V90H65ZM68 91V90H67ZM66 91V92H67ZM69 91H70V89H69ZM76 91H77V89H76ZM86 91V90H85ZM85 91H81V92H85ZM92 91V90H91ZM205 91V90H204ZM234 91V90H233ZM238 91V90H237ZM236 91V92H237ZM241 91V90H240ZM239 91V92H240ZM261 91V90H260ZM100 92H102V91H100ZM104 92V91H103ZM179 92V91H178ZM223 92H224V90H223ZM256 92V91H255ZM64 93V92H63ZM69 93V92H68ZM68 93H67V95H68ZM71 93V92H70ZM74 93V92H73ZM87 93H89V92H87ZM86 93V94H87ZM96 93V92H95ZM225 93V92H224ZM256 93H258V92H256ZM76 94H78V93H76ZM80 94V93H79ZM82 94V93H81ZM101 94V93H100ZM170 94V93H169ZM221 94V93H220ZM238 94V93H237ZM236 94V95H237ZM247 94V93H246ZM250 94V93H249ZM83 95V94H82ZM90 95V94H89ZM215 95V94H214ZM225 95V94H224ZM223 95V96H224ZM256 95V94H255ZM262 95V94H261ZM72 96V95H71ZM75 96V95H74ZM77 96V95H76ZM95 96V95H94ZM191 96V95H190ZM243 96V95H242ZM249 96V95H248ZM68 97V96H67ZM66 97V98H67ZM91 97V96H90ZM195 97V96H194ZM207 97V96H206ZM227 97H229V96H227ZM236 97V96H235ZM238 97H239V95H238ZM237 97V98H238ZM241 97V96H240ZM246 97H247V95H246ZM258 97H260V96H258ZM149 98V97H148ZM211 98V97H210ZM220 98V97H219ZM225 98H226V96H225ZM233 97H231V99H232ZM250 98V97H249ZM252 98V97H251ZM262 98V97H261ZM197 99H199V97L197 98ZM228 99V98H227ZM230 99V98H229ZM257 99V98H256ZM72 100V99H71ZM96 100V99H95ZM150 100V99H149ZM219 100V99H218ZM240 100V99H239ZM244 100V99H243ZM205 101V100H204ZM230 101V100H229ZM236 101V100H235ZM246 101V100H245ZM70 102H72V101H70ZM74 102V101H73ZM195 102V101H194ZM212 102H213V100H212ZM218 102V101H217ZM221 102V101H220ZM231 102H233L232 100H231ZM251 102V101H250ZM256 102V101H255ZM257 102H262V101H257ZM193 103V102H192ZM208 103V102H207ZM229 103V102H228ZM195 104H196V102H195ZM219 104V103H218ZM235 104H236V102H235ZM243 104V103H242ZM257 104V106L255 107V106H253V103H252V106L253 107H255V108H253V109H257V107H258V110H260V111H256L255 112V110H254V113H256V118L259 116H257V114H259L260 113V115H261V113H262V110H261V108L263 109V107L261 106V105H259L258 103H256ZM261 104H263V103H261ZM255 105V104H254ZM234 106V105H233ZM233 106H232V108H233ZM259 106H261V108H259ZM216 107V106H215ZM231 107V106H230ZM235 107V106H234ZM231 108V109H232ZM242 108H244V107H242ZM73 109V108H72ZM215 109V108H214ZM252 109V110H253ZM75 110V109H74ZM233 110V109H232ZM232 110H231V113H232ZM264 110V109H263ZM238 111V110H237ZM242 111H244V110H241V112L240 113H242ZM230 112V111H229ZM236 111H234V113H235ZM62 113H64L65 114V120L63 119V118H61V120L63 121V122H61V123H64L65 124V122H66V126L68 125L67 123L69 122L70 124H69V126H67V127H62V128H57V127H55L56 125H58V127H59V124L57 123V122H59V120L57 121V122H52L51 123V121L53 120H56V118L58 117L59 119H60V116L61 115H63ZM77 114V113H75L74 111L73 112H71V114ZM244 113V112H243ZM252 113V112H251ZM72 114V115H73ZM249 114V113H248ZM263 114V113H262ZM69 115V114H68ZM72 115H70V116H72ZM73 115V116H74ZM234 115V114H233ZM245 115V114H244ZM228 116H230V115H228ZM235 116V115H234ZM238 116V115H237ZM241 116V115H240ZM246 116V115H245ZM247 116H249V115H247ZM253 116V115H252ZM17 118V119H20L21 120V122H22V119H25V120H27L26 121V123H24L25 122V120H23L24 122V124H22L23 126H22V130H20L19 128L17 129L16 128V124H18L17 122H16V120L17 119H15V121H14V118ZM63 117V116H62ZM242 117V116H241ZM53 118V119H52ZM55 118V119H54ZM57 118V119H58ZM68 118V117H67ZM70 118V117H69ZM68 118V119H69ZM259 119H260V117H258ZM249 119V118H248ZM251 119V118H250ZM253 119V118H252ZM258 119V120H259ZM75 120H76V118L72 121V122H75ZM257 120V121H258ZM260 121V122H259ZM258 122H259V127H261L263 130H262V132L264 133V114H263V118H262V116H261V119L259 120ZM29 122V124H27ZM256 122V121H255ZM254 122V124H256ZM14 123H15V125H14ZM12 124H13V126H15V127H13L12 126ZM21 124V123H20ZM64 125V126H65ZM258 125V124H257ZM256 125V126H257ZM52 127H54V131H51V128ZM174 127H176V125H174ZM224 127V126H223ZM227 127H229V126H227ZM17 129V130H20L19 132L21 133V131H22V133L20 134L19 132H17L16 133V131L14 130V129ZM255 128V127H254ZM253 128V129H254ZM257 128V127H256ZM227 129V128H226ZM74 130V129H73ZM243 130V129H242ZM249 130V129H248ZM15 131V132H14ZM256 131V130H255ZM261 131V130H260ZM259 131V132H260ZM72 132H74V131H72ZM236 132V131H235ZM238 133V132H237ZM239 133H241V130H240V132ZM261 133V132H260ZM69 134V133H68ZM246 135V134H245ZM255 135V134H254ZM260 135V134H259ZM263 135V134H262ZM252 136H253V134H252ZM257 136V135H256ZM174 137V136H173ZM246 137V136H245ZM255 137V136H254ZM260 137L261 138H263V140H264V137L263 136H261L260 135ZM17 138H26L28 141H30V142H33V143H35L36 144V147H35V153H36V155H38V160L37 159H34V162L32 161V164H33V166H34V168L36 169V173L35 174H32V173H30L29 174V172H28V174H27V172L25 171V169L23 168L24 167V165H25V161L21 158V157H17V156H15L14 155V149H16V148H14V139H17ZM243 138V137H242ZM241 138V139H242ZM253 138V137H252ZM248 139V138H247ZM253 140V139H252ZM261 140V139H260ZM7 141V140H6ZM165 141V140H164ZM258 141H259V139H258ZM258 141H256V142H258ZM260 142V141H259ZM1 143H3V145H4V143H5V141L4 142H1ZM90 143H88V141H87V143L86 144H84V142H83V145L86 147V146H90L89 145ZM257 145V144H256ZM251 146V145H250ZM260 146H263V144L262 145H260ZM16 147V146H15ZM83 147V146H82ZM258 147V146H257ZM74 148V147H73ZM260 148V147H259ZM75 149H77V148H75ZM74 149V150H75ZM86 149H87V147H86ZM201 149V148H200ZM263 149V148H262ZM84 150V149H83ZM170 150V149H169ZM207 150V149H206ZM62 151V150H61ZM77 150H75V152H76ZM168 151V150H167ZM74 152V153H75ZM93 152V151H92ZM91 152V153H92ZM190 152V151H189ZM262 152V151H261ZM90 153V154H91ZM186 153V152H185ZM60 154H62L61 156V158H63V159H61V158H59L60 156ZM82 154V153H81ZM191 154V153H190ZM262 154V153H261ZM85 155H87V154H85ZM163 155V154H162ZM188 155V154H187ZM59 156V157H58ZM65 156H66V154H65ZM64 156V157H65ZM88 156V155H87ZM155 156V155H154ZM156 156H157V154H156ZM155 156V157H156ZM174 156V155H173ZM256 156V155H255ZM67 157V156H66ZM90 157V156H89ZM88 157V158H89ZM150 157H152V156H150ZM158 157V156H157ZM160 157V156H159ZM165 157V156H164ZM261 157V156H260ZM148 158V157H147ZM173 158V157H172ZM196 158V157H195ZM61 159V160H60ZM66 160L68 159V158H65ZM95 159V158H94ZM93 159V160H94ZM150 159V158H149ZM153 159V158H152ZM157 159V158H156ZM200 159V158H199ZM66 160H64V161H66ZM145 160V159H144ZM143 160V161H144ZM159 160H161L160 158H159ZM158 160V161H159ZM163 160V159H162ZM143 161H142V163H143ZM147 161V160H146ZM235 161V160H234ZM233 161V162H234ZM261 161V160H260ZM25 162V163H24ZM92 162V161H91ZM153 162V161H152ZM170 162V161H169ZM211 162V161H210ZM58 163V162H57ZM73 163V162H72ZM146 163V162H145ZM160 163V162H159ZM158 163V164H159ZM162 163V162H161ZM160 163V167L162 166V168L161 169H164L165 167L166 168H168L169 167V165H168V167H167V165L165 164V163H162L161 164ZM179 163V162H178ZM181 163H182V161H181ZM232 163V162H231ZM239 163V162H238ZM245 163H247V162H245ZM258 163V162H257ZM263 163V162H262ZM56 164V165H55ZM152 164V163H151ZM170 164V163H169ZM183 166H184V168H183V170L181 169V172H179V174L177 175V173L175 174H172V172L170 173V172H167V174H163V176H162V178H160L161 176H158L159 178H160V180L161 179H165L166 180V183H168V184H170L171 183V186H173L174 188H176L177 187V190L179 191V190H182V191H184V193H187V189H188V187L190 188V186L191 185H189V184H195L196 182H198V179L201 177L202 178V175H203V172H209L208 171V167H206V165H199V161H196V160H188V161H186L185 163L183 162ZM206 164V163H205ZM233 164V163H232ZM240 164V163H239ZM249 164V163H248ZM59 165V164H58ZM64 165V164H63ZM209 165V164H208ZM244 165V164H243ZM258 165H259V163H258ZM261 165V164H260ZM264 165V164H263ZM147 167V166H146ZM158 167H159V165H158ZM159 167V168H160ZM164 167V168H163ZM204 167H205V169H204ZM26 168V167H25ZM52 168V169H51ZM66 168V167H65ZM68 168V169H69ZM148 168V167H147ZM150 168V167H149ZM149 168H148V170H149ZM206 168H207V170H206ZM210 168V167H209ZM263 168V167H262ZM67 169V168H66ZM125 169V168H124ZM218 169V168H217ZM139 170V169H138ZM153 168L152 169H150V171L152 172V173H154L155 172V175H156V168H155V170H153ZM160 170V169H159ZM165 170V169H164ZM210 170V169H209ZM163 171V170H162ZM211 171V170H210ZM218 171V170H217ZM245 171V170H244ZM256 171V170H255ZM55 172H57V171H55ZM68 172V171H67ZM70 172H68V173H70ZM128 172H130V171H128ZM127 172V173H128ZM212 172H213V169H212ZM212 172H209V177L211 176L212 177V175H213V173ZM222 172V171H221ZM225 172V171H224ZM51 173V172H50ZM58 173V172H57ZM127 173H125V174H127ZM138 173V172H137ZM144 173V172H143ZM204 173V174H205ZM220 173V172H219ZM260 173V172H259ZM71 174L72 173H70V176H71ZM207 174V173H206ZM204 175V176H207V175ZM212 174V175H211ZM214 174H216L215 172H214ZM253 174H255V173H253ZM73 175V174H72ZM112 175H113V173H112ZM150 175V174H149ZM153 175V174H152ZM151 175V176H152ZM157 175H159V174H157ZM177 175V176H176ZM216 175H218V174H216ZM215 175V176H216ZM60 176V175H59ZM129 176H130V174L128 175V178H129ZM214 176V175H213ZM221 176H223V175H221ZM57 177V176H56ZM98 177H100V176H98ZM140 177H142V175L140 176ZM155 177V176H154ZM157 177V176H156ZM252 177V176H251ZM250 177V179H256L255 177H257V176H254V178L252 177L251 178ZM39 178V179H38ZM51 178V177H50ZM104 178L105 177H103V180H104ZM108 178V177H107ZM107 178H105V181H106V179ZM113 178V177H112ZM132 177H130L128 180H132L131 179ZM144 178V177H143ZM204 178V177H203ZM207 178V177H206ZM227 178V177H226ZM226 178H225V180H226ZM232 178V177H231ZM231 178L229 177V178H227V181L228 182H230V180H231ZM259 178H261V177H259ZM259 178H257L258 180H259ZM43 179V178H42ZM52 179V178H51ZM54 179V178H53ZM114 179V178H113ZM113 179L111 180V182L113 181ZM118 179V178H117ZM135 179V180H134ZM216 179V178H215ZM214 179V180H215ZM262 179V178H261ZM44 181L46 180V179H43ZM77 180V181H76ZM97 180H99V178H97ZM101 180V179H100ZM103 180H101V181H103ZM195 180H197L195 183H194V181ZM219 180V179H218ZM217 180V181H218ZM248 180V179H247ZM264 180V179H263ZM52 181V180H51ZM67 181H69V180H67ZM120 181V180H119ZM129 181V182H130ZM132 181V182H133ZM139 181V180H138ZM137 181V182H138ZM164 181V180H163ZM224 181V180H223ZM249 181V180H248ZM254 181V180H253ZM46 182H48V180L46 181ZM53 182V181H52ZM55 182H56V179H55ZM65 182V183H64ZM170 182V183H169ZM251 182V181H250ZM257 182V181H256ZM259 182V181H258ZM257 182V183H258ZM59 183V182H58ZM113 183H114V181H113ZM126 183V182H125ZM172 183H173V185H172ZM174 183H176L177 184V186H175V184ZM218 183V182H217ZM221 183H223V182H221ZM263 183V182H262ZM42 187H39V185ZM55 184V183H54ZM63 184H65V185H63ZM105 184H108V181H107V183H105ZM109 184H111L110 183V181H109ZM119 184V183H118ZM135 184H138V185H135ZM198 184H199V182H198ZM198 184L196 185V187L198 186ZM253 184V183H252ZM255 184V183H254ZM260 184V183H259ZM38 185V186H37ZM55 185H57V184H55ZM95 185H97V187L96 188H94L95 187ZM200 185V184H199ZM224 185V184H223ZM231 185V184H230ZM233 185V184H232ZM130 186H132V187H130ZM257 186H258V184H257ZM39 189H38V188ZM56 187V188H55ZM108 187V188H109ZM192 187V186H191ZM199 187V186H198ZM241 187V186H240ZM242 187H244V186H242ZM140 188V187H139ZM142 188H144V187H142ZM200 188H203V187H201L200 186ZM230 188V187H229ZM245 188H247V187H245ZM257 188V187H256ZM262 188V187H261ZM192 189V188H191ZM195 189H197V188H195ZM199 189V188H198ZM212 189V188H211ZM219 189V188H218ZM231 189V188H230ZM249 189H251V188H249ZM253 189H255V187H254V185H253ZM145 190V189H144ZM185 190H187V191H185ZM232 190V189H231ZM239 190H240V188H239ZM245 189H243V191H244ZM257 190V189H256ZM190 191V190H189ZM199 192L201 191V190H198ZM210 191H212V190H210ZM236 191H237V189H236ZM235 191V192H236ZM242 190H240V192H241ZM242 191V192H243ZM247 191V190H246ZM246 191H245V193H246ZM254 191V190H253ZM258 191H260V194L263 192H261V189L259 190V188H258ZM114 192V191H113ZM115 192H117V191H115ZM163 192H165V191H163ZM181 192V191H180ZM191 192V191H190ZM242 192H241V194H242ZM256 191H254V193H255ZM14 193H17V194H19L22 198H23V202H24V204H21V206L22 207H14ZM69 193V194H68ZM195 193H196V191H195ZM206 193V192H205ZM204 192H202L201 191V193H199L200 195H204L205 194ZM208 193V192H207ZM207 193H206V195H207ZM210 193V192H209ZM212 193V192H211ZM214 193V192H213ZM237 193H239L238 191H237ZM245 193H243V195H245ZM187 194H189V192L187 193ZM191 194H193L192 192H191ZM191 194H189V195H191ZM215 194V193H214ZM241 194H240V196H241ZM251 194H253V193H251ZM250 194V195H251ZM259 194V193H258ZM257 194V196H259ZM69 195V196H68ZM101 195H103V194H101ZM139 195V194H138ZM137 195V196H138ZM185 195V194H184ZM234 195V194H233ZM239 195V194H238ZM264 194H262V196H263ZM118 196V195H117ZM136 196V197H137ZM192 196V195H191ZM195 197H197L198 195H194ZM235 196V195H234ZM239 196V197H240ZM253 196V195H252ZM252 196H250V197H252ZM5 197V198H4ZM6 197H10L11 199H12V201H10V202H7L6 201ZM97 197V196H96ZM99 197H100V195H99ZM185 197H187V198H189V196H185ZM204 197V196H203ZM202 197V198H203ZM243 197V196H242ZM247 197H249V195H247ZM254 197H255V194H254ZM260 197H261V195H260ZM264 197V196H263ZM68 198V199H67ZM98 198V197H97ZM122 198H118L119 200H121ZM199 198H201V197H199ZM205 198L208 200L209 198H207V196H205ZM212 198V197H211ZM244 198H245V196H244ZM243 198V201H246L245 199ZM258 198V197H257ZM91 199V198H90ZM101 199V198H100ZM104 199V200H105ZM134 199V198H133ZM198 199V198H197ZM213 199H215V198H213ZM213 199H212V202H213ZM247 199V198H246ZM249 199V202H250V200L251 201H253V199H256V198H248ZM247 199V200H248ZM264 199V198H263ZM35 200H37V204H36V202H35ZM40 200V201H39ZM94 200V199H93ZM108 200V199H107ZM135 200V199H134ZM170 200V199H169ZM258 200H260V199H258ZM258 200H256L257 202H258ZM106 201V200H105ZM105 201H104V203H105ZM223 201V200H222ZM242 201V202H243ZM256 201H253V202H250V203H248V201H246L247 202V204L248 205H250L251 203H254V202H256ZM262 201V200H261ZM41 202V204L43 203V205L45 204V206H47L48 208H49V206L50 205H58V207H59V209L60 210H56V209H54L53 207V209L54 210H52V208L50 209L51 211H49V209L46 211V207L44 206V208H42V209H40L39 207H37L38 206V204ZM99 202V201H98ZM102 202V201H101ZM115 202H116V200H115ZM117 202H118V205H119V201L117 200ZM122 202V201H121ZM129 202V203H128ZM168 202V201H167ZM210 202V201H209ZM211 202V203H212ZM235 202H238V201H235ZM234 202V203H235ZM241 202V205L243 204L244 205V203H242ZM264 202V201H263ZM262 203V202H261ZM112 206H111V205ZM154 204H156V203H154ZM218 204V203H217ZM237 204V203H236ZM236 204H235V206H236ZM256 204H258V203H256ZM64 205V206H63ZM105 205V204H104ZM117 205V204H116ZM117 205V206H118ZM121 205V204H120ZM119 205V206H120ZM144 205H145V202H144ZM157 205V204H156ZM215 205H216V203H215ZM240 205V206H241ZM246 205V204H245ZM244 205V207H246ZM261 205V204H260ZM77 206V205H76ZM107 206V205H106ZM107 206V207H108ZM154 206V205H153ZM213 206V205H212ZM220 206V205H219ZM237 206H238V204H237ZM239 206V207H240ZM55 207V206H54ZM149 207V206H148ZM151 207H152V204H151ZM150 207V208H151ZM215 207V206H214ZM217 207V206H216ZM221 207L223 208L224 207V205L222 206L221 205ZM238 207V208H239ZM242 207V206H241ZM240 207V208H241ZM259 207V206H258ZM149 208V209H150ZM153 208V207H152ZM158 208V207H157ZM156 208V209H157ZM213 208V207H212ZM220 208V207H219ZM239 208V210H241ZM247 208V207H246ZM252 208V207H251ZM263 208V207H262ZM261 208V209H262ZM21 209H23V211L24 210H27L26 211V213H24V214H26L27 216L29 215V214H33V213H36V214H33V215H29V217H28V219H26V215L24 216V214H22V212H21ZM118 209H120V207L118 208ZM148 208H147V210H149ZM214 209V208H213ZM264 209V208H263ZM121 211L122 210H124V209H120ZM125 210H126V208H125ZM145 210H146V208H145ZM150 210H152L153 211V209H150ZM150 210H149V212H150ZM247 210V209H246ZM91 211V210H90ZM114 211V212H113ZM120 211V212H121ZM151 211V212H152ZM28 212H29V214H28ZM74 212V211H73ZM123 212V211H122ZM154 212H155V210H154ZM174 212H176L175 214H174ZM217 212V211H216ZM218 212H220V211H218ZM114 213H116V215L117 216H115L114 215ZM231 213V214H230ZM244 213V214H245ZM248 213H249V211H248ZM25 217V219L27 220V221H24L23 220V218L21 217L22 215ZM85 214V213H84ZM90 214V213H89ZM149 214H151V213H149ZM148 214V215H149ZM152 214H154V213H152ZM183 214H185V215H183ZM121 215V214H120ZM123 215H124V213H123ZM132 215V216H131ZM145 215H147V214H145ZM35 216V217H34ZM81 216V215H80ZM190 216V215H189ZM188 216V217H189ZM232 216V217H231ZM253 216V215H252ZM251 216V217H252ZM21 217V218H20ZM87 217V216H86ZM92 216H90V218H91ZM211 217V216H210ZM143 218H145V217H143ZM217 218V217H216ZM220 218V217H219ZM20 219V220H19ZM21 219H22V222L23 223H21V222H18V220L19 221H21ZM87 219V218H86ZM118 219V218H117ZM136 219V220H137ZM166 219H168V220H166ZM180 219V220H179ZM188 219V218H187ZM192 219V218H191ZM101 220V219H100ZM99 220V221H100ZM135 220V221H136ZM140 220V221H141ZM146 220H147V218H146ZM211 220V219H210ZM250 220V221H249ZM134 221V222H135ZM139 221V222H140ZM144 221V220H143ZM150 221V220H149ZM161 221V222H160ZM248 221L250 222V224L248 223ZM84 222V221H83ZM138 222V221H137ZM187 222H188V220H187ZM194 222V221H193ZM105 223V222H104ZM170 223V222H169ZM182 223V221L180 222V224ZM248 225H250V226H246L247 224ZM128 224V223H127ZM149 224H151V223H149ZM153 224V225H154ZM191 224V225H190ZM226 224V225H227ZM261 224H263V222L261 223ZM260 224V225H261ZM105 224H103V226H104ZM129 225V224H128ZM230 225H229V227H230ZM264 225V224H263ZM262 225V226H263ZM162 226V225H161ZM183 226V224L182 225H180V227H182ZM192 226H195V229L192 227ZM228 226V225H227ZM227 226H226V228H227ZM236 226V225H235ZM99 227H102L101 225H99ZM98 227V228H99ZM150 227H152V228H150ZM189 227H191V229H192V231L190 230V228ZM245 227H244V229H245ZM168 228V229H167ZM232 228V227H231ZM237 228V227H236ZM239 228V227H238ZM249 228H247V229H249ZM91 229H90V231H91ZM95 230H96V228H94ZM103 229H105L104 227H103ZM223 229L222 228H220L219 230H215V231H217V233H218V231H223ZM99 230V229H98ZM112 230V231H111ZM131 230V229H130ZM157 230H159V231H157ZM161 230H163V228H161ZM181 230H179V232L181 231ZM187 230V231H186ZM17 231V232H18ZM189 231H190V233H189ZM214 231V232H215ZM250 231V230H249ZM95 232H97V231H95ZM159 232V233H158ZM239 232V231H238ZM98 233V232H97ZM101 233V232H100ZM102 233H103V231H102ZM105 233V232H104ZM232 233H235V232H232ZM240 235L243 237V236H245V237H247L249 234H250V232H247L246 230H241L240 232ZM239 233H237L238 235H235V236H233V238H234V241H236L235 240V238H239L240 237V235H239ZM249 233V234H248ZM253 233V232H252ZM260 233H261V231H260ZM248 234V235H247ZM102 235V234H101ZM109 235V234H108ZM111 235V234H110ZM109 235V236H110ZM114 235V234H113ZM207 235H208V240H207V242H206V240H203L205 237H207ZM214 235V234H213ZM234 235V234H233ZM253 235V234H252ZM256 234H254L253 236H255ZM260 235V234H259ZM19 236H21V234L19 235ZM76 236H75V238H76ZM83 236V235H82ZM99 236V235H98ZM105 236H107L106 234H105ZM109 236H108V238H109ZM231 236V235H230ZM236 236H239V237H236ZM250 236V235H249ZM248 236V237H249ZM101 237V236H100ZM210 237H211V235H210ZM244 237V238H245ZM248 237H247V239H248ZM23 238V237H22ZM29 237H27V239H28ZM37 238H34L35 240H37ZM69 238H71L70 240H67V239H69ZM102 238V237H101ZM100 238V239H101ZM107 238V239H108ZM111 238V237H110ZM202 238V239H201ZM222 238H221V240H222ZM232 237H231V239H233ZM241 238V237H240ZM239 238V239H240ZM249 238H251V237H249ZM255 238V237H254ZM26 239V238H25ZM33 239V238H32ZM62 239V240H61ZM98 239H99V237H98ZM203 240V244L201 243V240ZM229 239H230V237H229ZM252 239V238H251ZM21 240V239H20ZM85 240V241H84ZM190 240H192V241H190ZM215 240V241H214ZM241 240H242V238H241ZM238 240L239 242H241L242 243V241L244 240ZM249 240V239H248ZM255 240V239H254ZM260 240V239H259ZM263 240V239H262ZM15 241H16V239H15ZM26 241V240H25ZM78 241H79V239H78ZM87 241V242H86ZM102 241V240H101ZM127 241V243L129 242V246L125 243ZM245 241V240H244ZM257 241H258V239H257ZM257 241L255 242V243H257ZM22 242V241H21ZM43 242V243H44ZM81 242H79V243H81ZM105 242V241H104ZM178 242H181V243H183V242H185V243H183L184 244V246L185 247H182L181 245V247L178 245V246H176V244L175 243H178ZM200 244H199V243ZM217 242V243H216ZM38 242H36V244H37ZM71 243H72V241H71ZM99 243H100V240H99ZM103 243V242H102ZM123 243H125L126 245H124ZM240 243V245L239 246H241L242 244H243V246H241L243 249H247V248H245L244 247V245H245V243H242L241 244ZM252 243H253V240H252ZM22 244V243H21ZM24 244V243H23ZM41 245H42V243H40ZM98 244V243H97ZM121 244H122V246H121ZM180 244V243H179ZM198 244V245H197ZM79 245H81V244H79ZM78 245V246H79ZM99 245V244H98ZM217 245V246H216ZM254 246L256 245V244H253ZM260 246H261V243L259 244ZM16 246H18V245H16ZM86 246V247H87ZM123 246H126V247H123ZM195 246V245H194ZM235 246V245H234ZM233 246V247H234ZM250 246V245H249ZM257 246H258V244H257ZM82 247H84V246H82ZM95 247H98V246H95ZM122 247V248H121ZM231 247V246H230ZM99 248H100V246H99ZM192 248V247H191ZM218 248V247H217ZM237 248V247H236ZM236 248H235V250H236ZM240 248V247H239ZM258 248V247H257ZM256 248V249H257ZM14 249H17V248H14ZM85 249V248H84ZM203 249V250H202ZM221 249H222V252H221ZM249 249H250V247H249ZM20 250V249H19ZM244 250V251H245ZM248 250V249H247ZM246 250V251H247ZM14 251V250H13ZM17 251V250H16ZM24 252H25V250H23ZM73 251V252H72ZM74 251H76V252H74ZM213 251V252H214ZM231 251H232V249H231ZM241 251H243L242 249H241ZM10 252V251H9ZM18 252V251H17ZM19 252H21V251H19ZM23 252V253H24ZM28 252V251H27ZM37 252V251H36ZM216 252V251H215ZM215 252H214V254H215ZM235 252H238V251H235ZM251 252V251H250ZM253 252V251H252ZM4 253V254H5ZM46 253V252H45ZM45 253H44V255H45ZM53 253H55V254H53ZM227 253V254H226ZM19 254V253H18ZM43 254V253H42ZM41 254V255H42ZM209 254V253H208ZM211 254V253H210ZM213 254V255H214ZM240 254V253H239ZM248 254V253H247ZM247 254H245V255H247ZM256 254V253H255ZM254 254V255H255ZM40 255V256H41ZM43 255V256H44ZM46 255H48L47 253H46ZM45 255V256H46ZM232 255V254H231ZM242 255H243V253H242ZM245 255H244V257L243 258H245ZM12 255H10L9 257H11ZM35 256V255H34ZM33 256V257H34ZM38 256V255H37ZM40 256H38V257H40ZM42 256V258L44 259V257ZM211 256V255H210ZM209 256V257H210ZM216 256H217V254H216ZM223 256V257H222ZM239 256V255H238ZM241 256V255H240ZM248 256V255H247ZM251 256V255H250ZM256 256H258V258L257 259H255V261H253V263L252 264H264V244L259 248V254L258 255H256ZM25 257V256H24ZM47 257V256H46ZM205 257V258H204ZM208 257V258H209ZM12 259H13V257H11ZM26 258V257H25ZM207 258V259H208ZM213 258V257H212ZM216 258V257H215ZM229 258V259H228ZM236 258V257H235ZM2 259V258H1ZM0 259V260H1ZM3 259H7V257H5V258H3ZM9 259V258H8ZM24 258H22V260H23ZM43 259L41 260V259H35V262L33 263V264H48L49 262H45V261H50V260H45V259H47V258H45L44 260L45 261H43ZM10 260V259H9ZM3 261L5 264H13V262H14V260H10V261ZM16 260V259H15ZM33 260V259H32ZM37 260V261H36ZM54 260H51V261H54ZM216 260V261H215ZM253 260V259H252ZM18 261V260H17ZM25 261V260H24ZM237 261V260H236ZM245 261H246V259H245ZM2 261L0 262V264H4ZM20 262V261H19ZM29 262H30V260H29ZM29 262H28V264H29ZM247 263H248V261H246ZM238 263V262H237ZM49 264H51V263H49ZM238 264H241V262L239 261V263Z\"/></svg>",
    "mask_w": 264,
    "mask_h": 264
}]
</instances>
